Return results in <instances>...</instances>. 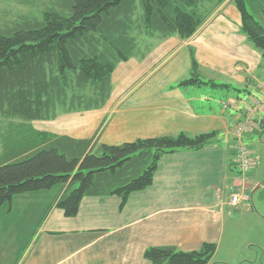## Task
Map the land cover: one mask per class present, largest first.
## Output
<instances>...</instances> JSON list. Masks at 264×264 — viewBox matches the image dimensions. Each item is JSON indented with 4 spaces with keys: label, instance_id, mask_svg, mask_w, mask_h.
I'll use <instances>...</instances> for the list:
<instances>
[{
    "label": "crops",
    "instance_id": "1",
    "mask_svg": "<svg viewBox=\"0 0 264 264\" xmlns=\"http://www.w3.org/2000/svg\"><path fill=\"white\" fill-rule=\"evenodd\" d=\"M234 1L224 0L189 39L158 41L144 59L121 62L103 108L44 121L52 122L53 132L33 125L107 145L180 132L218 131V141L163 156L154 184L131 194L122 209L118 196H85L77 216L69 218L56 206L61 187L50 196H15L0 208V264H152L145 258L150 247L191 252L205 243L221 245L233 221L223 202L226 184L245 182L237 177L239 113L250 99H264L263 53L241 31ZM244 2L264 27V0ZM191 48L203 78L228 88L176 86L190 72ZM223 101L236 107L225 110ZM62 120L72 122L60 126Z\"/></svg>",
    "mask_w": 264,
    "mask_h": 264
},
{
    "label": "trees",
    "instance_id": "2",
    "mask_svg": "<svg viewBox=\"0 0 264 264\" xmlns=\"http://www.w3.org/2000/svg\"><path fill=\"white\" fill-rule=\"evenodd\" d=\"M11 1V0H8ZM224 0H57L40 18H25L0 28V208L17 195L64 189L56 202L66 217L79 213L85 196H118L121 209L131 194L154 184L163 156L200 150L218 141L219 132H180L121 145L99 143L38 130L34 121L103 108L112 76L121 62L144 59L150 40L189 39ZM241 31L263 53L264 27L244 0L234 1ZM209 85L228 88L201 73L191 48V69L178 88ZM217 244L198 251L150 247L152 264H210Z\"/></svg>",
    "mask_w": 264,
    "mask_h": 264
},
{
    "label": "rangeland",
    "instance_id": "3",
    "mask_svg": "<svg viewBox=\"0 0 264 264\" xmlns=\"http://www.w3.org/2000/svg\"><path fill=\"white\" fill-rule=\"evenodd\" d=\"M55 1L57 0H0V28L13 26L17 21L25 18H40L42 11ZM157 42L158 40H150L149 43L153 45ZM262 121H264V115L255 129L246 134L243 139L253 160L249 173H237V177L245 182L236 185L233 181H229L226 184L223 202L228 211L227 215L233 218V221L227 224L228 231L225 235L227 237L220 246L217 244V252L211 264H264V127H261ZM8 122L0 118V133L5 131ZM70 122L72 121L62 120L59 125L67 127ZM51 123L34 121L32 124L38 129L46 128L53 132ZM1 151L0 140V155ZM57 189L59 187L55 186L42 193H49L48 196L54 195ZM235 194L241 197V202L236 206L231 204Z\"/></svg>",
    "mask_w": 264,
    "mask_h": 264
},
{
    "label": "built area",
    "instance_id": "4",
    "mask_svg": "<svg viewBox=\"0 0 264 264\" xmlns=\"http://www.w3.org/2000/svg\"><path fill=\"white\" fill-rule=\"evenodd\" d=\"M261 90L264 91V81L260 84ZM251 101L246 103L245 108L239 113V122L235 128V149L237 156V166L240 171L244 174L249 173L253 166V160L251 158L250 150L244 142V136L251 133L256 125L258 124L257 115L264 110V99L253 98ZM223 108L225 110L236 107L234 101H223ZM241 202V197L235 194L232 197L231 204L236 206Z\"/></svg>",
    "mask_w": 264,
    "mask_h": 264
},
{
    "label": "water",
    "instance_id": "5",
    "mask_svg": "<svg viewBox=\"0 0 264 264\" xmlns=\"http://www.w3.org/2000/svg\"><path fill=\"white\" fill-rule=\"evenodd\" d=\"M262 125H261V127L263 128V124H264V121H262V123H261Z\"/></svg>",
    "mask_w": 264,
    "mask_h": 264
}]
</instances>
